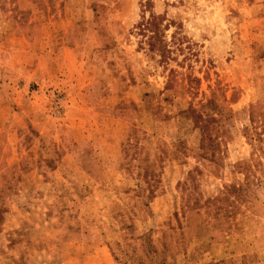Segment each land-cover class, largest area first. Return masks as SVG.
Returning a JSON list of instances; mask_svg holds the SVG:
<instances>
[{"label": "rangeland", "instance_id": "374dc122", "mask_svg": "<svg viewBox=\"0 0 264 264\" xmlns=\"http://www.w3.org/2000/svg\"><path fill=\"white\" fill-rule=\"evenodd\" d=\"M260 113L264 0H0V264H264Z\"/></svg>", "mask_w": 264, "mask_h": 264}, {"label": "trees", "instance_id": "16d2710c", "mask_svg": "<svg viewBox=\"0 0 264 264\" xmlns=\"http://www.w3.org/2000/svg\"><path fill=\"white\" fill-rule=\"evenodd\" d=\"M189 115L194 124V128L199 130L201 134L200 149L203 152L202 156H206L210 160H217L220 157V148L212 135V131L214 130L212 125L216 122L215 117L209 113L204 114V112L198 111L192 106L189 109ZM250 123L251 126L246 129V135L252 142L254 151L264 154V113H260L256 116L251 115ZM258 130H260V132ZM133 132H136V130H133ZM124 159L126 162L127 157H124ZM125 167L126 163L123 165L124 169ZM248 171H250V169H248ZM149 175L151 178L148 177ZM143 179L149 187V179L154 182V185H152V189L154 190L149 191L146 197L147 203H151L156 197L155 189L158 188V183L160 182L159 175L154 176V172L149 173L147 169H144ZM142 191L141 189L137 191V193L140 194Z\"/></svg>", "mask_w": 264, "mask_h": 264}, {"label": "crops", "instance_id": "0c3cea01", "mask_svg": "<svg viewBox=\"0 0 264 264\" xmlns=\"http://www.w3.org/2000/svg\"><path fill=\"white\" fill-rule=\"evenodd\" d=\"M82 171H84V173H86V171L83 168H80Z\"/></svg>", "mask_w": 264, "mask_h": 264}]
</instances>
